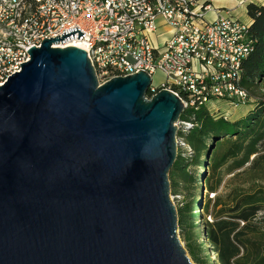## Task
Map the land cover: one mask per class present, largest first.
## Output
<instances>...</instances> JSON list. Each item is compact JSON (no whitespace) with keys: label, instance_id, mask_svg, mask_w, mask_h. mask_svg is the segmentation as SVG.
I'll use <instances>...</instances> for the list:
<instances>
[{"label":"water","instance_id":"obj_1","mask_svg":"<svg viewBox=\"0 0 264 264\" xmlns=\"http://www.w3.org/2000/svg\"><path fill=\"white\" fill-rule=\"evenodd\" d=\"M72 30L0 86V264H191L168 181L182 102L146 99L142 71L98 86L83 50L51 48Z\"/></svg>","mask_w":264,"mask_h":264},{"label":"built area","instance_id":"obj_2","mask_svg":"<svg viewBox=\"0 0 264 264\" xmlns=\"http://www.w3.org/2000/svg\"><path fill=\"white\" fill-rule=\"evenodd\" d=\"M210 9V0H0V86L30 60L29 48L76 28L83 37L75 33L51 48L83 50L98 86L142 71L151 79L146 99L166 90L185 109L204 107L212 117L227 118L222 106L251 101L239 84L253 47L249 24L208 17ZM156 72L163 77L158 86L152 83ZM176 128L177 150L188 157L191 149L178 133L193 125L180 121Z\"/></svg>","mask_w":264,"mask_h":264},{"label":"trees","instance_id":"obj_3","mask_svg":"<svg viewBox=\"0 0 264 264\" xmlns=\"http://www.w3.org/2000/svg\"><path fill=\"white\" fill-rule=\"evenodd\" d=\"M246 15L251 22L249 39L253 48L241 64L239 86L256 107L247 117L235 121L212 117L204 107L197 111L184 110L180 121L191 123L193 128L185 134L178 133V137L189 146L191 155L182 157L181 152L178 153L168 173L171 194L176 195L180 182L185 186L194 180L187 168L190 165L204 167L203 158L213 142L206 165L210 172L215 173L222 168L231 172L249 164V171L262 173L248 174L251 182L264 178V101L257 99L264 83V6L247 4ZM203 185L209 193H215L219 187V184L212 187L208 178H204ZM249 192L246 189L230 192L226 196L230 204L223 212L225 218L214 221L206 231L203 227L202 234H198L196 227L202 222V215L195 196L176 210L177 229L197 264H210L204 254L209 248L217 264H264V218L260 216L264 213V189ZM219 201L220 198L215 196L212 206L217 207ZM199 235H202L204 243L199 242ZM203 254L202 260L197 258Z\"/></svg>","mask_w":264,"mask_h":264},{"label":"rangeland","instance_id":"obj_4","mask_svg":"<svg viewBox=\"0 0 264 264\" xmlns=\"http://www.w3.org/2000/svg\"><path fill=\"white\" fill-rule=\"evenodd\" d=\"M261 2H264V0H260ZM245 6V7H244ZM242 5V8L246 9L247 5ZM241 23H246L244 19ZM163 77L159 72H156L153 75V85L158 86L160 83H162ZM258 98L262 101H264V83L261 84L260 90L258 91ZM255 103L253 101H249L246 105H242L236 108H226L222 106V110L227 114V118H230L229 120L235 121L238 119H244L248 116L250 111L255 109ZM180 151L177 150V155ZM183 157V156H182ZM253 157L250 158V162ZM204 160V167L201 166H194L190 165L187 168V171L189 174H191L194 178V180L187 184L182 185L180 182V185L178 187V192L175 194H171L170 190V200L172 204L174 205L175 209L181 208L185 203L189 202L193 196L197 198L198 208L202 215V222L197 224V230H199L198 234H202L201 229L204 227V231L208 230L210 225L214 221H218L220 219H223V212L227 210L228 204H230L229 199L226 198L230 192H242V190L246 189L247 193L250 194L254 192L255 190H262L264 189V178H261L260 180H257L255 182H251V178L248 174H262V173H252V171H249V164L245 165L243 168L234 170L229 172L227 169L222 168L221 170L212 173L210 172L206 165H207V158H203ZM204 178H208L210 181V185L212 187L218 186L215 193H209L205 189L203 185ZM220 182V183H219ZM170 186V182H169ZM215 196H218L220 198L219 205L217 207H213V200ZM208 200H210V203L207 204ZM193 216L194 212H193ZM260 216L261 218H264V213H262ZM196 224V222H195ZM177 237L180 242L181 247L186 253V256L188 257L191 264H197L194 259L190 256L187 250L186 243L184 242L182 235L180 233V230L177 229ZM199 242L204 243L205 240L203 239L202 235H199ZM203 248H207V246H204ZM208 256L210 264H217V260L215 258V255L212 254L211 248L207 249L204 253ZM203 255H197V258H200L202 260Z\"/></svg>","mask_w":264,"mask_h":264},{"label":"crops","instance_id":"obj_5","mask_svg":"<svg viewBox=\"0 0 264 264\" xmlns=\"http://www.w3.org/2000/svg\"><path fill=\"white\" fill-rule=\"evenodd\" d=\"M241 0H210V12L207 14L208 17L214 16H231L238 20L244 19L247 24H250V20L246 15V9L239 6V2ZM256 4L264 6V2L260 0H248L245 5L247 4ZM245 7V6H244ZM158 24L160 25V31L164 32L168 35V28L163 26L162 22L159 20ZM230 119V118H227Z\"/></svg>","mask_w":264,"mask_h":264}]
</instances>
